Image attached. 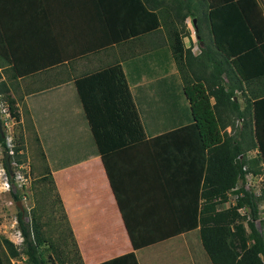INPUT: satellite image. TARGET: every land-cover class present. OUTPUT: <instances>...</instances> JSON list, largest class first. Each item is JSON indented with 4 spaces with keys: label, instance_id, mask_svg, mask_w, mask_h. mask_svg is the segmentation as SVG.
<instances>
[{
    "label": "crops",
    "instance_id": "obj_1",
    "mask_svg": "<svg viewBox=\"0 0 264 264\" xmlns=\"http://www.w3.org/2000/svg\"><path fill=\"white\" fill-rule=\"evenodd\" d=\"M231 27L222 39L233 38L226 36ZM183 41L198 51L197 35ZM232 44L218 48L231 57L228 48L239 49ZM0 55L12 67L0 66V79L20 89V119L23 106L82 264H212L198 222L205 150L153 10L140 0H0ZM106 69L99 85L112 118L86 110L75 84ZM113 71L125 81L124 97L112 89ZM258 108L253 104L252 154L262 152L264 139L256 132L264 114ZM89 114L109 135L100 139L101 152ZM136 119L143 137L111 146ZM255 174L264 177V161ZM2 178L1 169L0 188ZM217 200L233 203L230 192ZM259 218L255 225L264 231L260 210Z\"/></svg>",
    "mask_w": 264,
    "mask_h": 264
},
{
    "label": "trees",
    "instance_id": "obj_2",
    "mask_svg": "<svg viewBox=\"0 0 264 264\" xmlns=\"http://www.w3.org/2000/svg\"><path fill=\"white\" fill-rule=\"evenodd\" d=\"M148 9L158 16L161 26L165 29L167 42L183 82V91L188 99L191 118L198 139L205 150L204 168L199 187L201 199L198 222L199 237L212 264H264V231L256 227L255 219L259 218V203L264 202V183L255 193L244 188L239 183L248 172L255 174L261 170L264 161V139L261 149L253 154L249 150L257 147L253 132L252 107L258 110L264 107V16L261 1L264 0H140ZM231 12L229 20L225 17ZM194 18L191 23L195 27L198 41V51L193 52L191 45H185L183 36L188 34L185 20ZM226 36L233 38L222 39L225 27ZM214 34V35H213ZM232 41L239 47L238 51L228 48L234 54L228 57L218 47ZM218 46H215L214 43ZM8 62L0 55V66ZM107 70L90 74L86 78L75 80L77 91L86 110L89 106L99 113L108 115L109 103L103 97V79L100 75ZM13 74V72H12ZM14 76V75H13ZM106 78V77H105ZM109 80L112 89L124 97L126 94L125 81L119 73L113 71ZM110 88V86H109ZM121 91V92H120ZM238 91L243 99V105L233 99ZM4 79H0V93L9 103V114L18 118L14 110V100ZM108 97V96H107ZM126 101H129L126 100ZM263 103V104H262ZM259 112H261L259 110ZM240 118V125L234 133L227 132L224 127L231 123L230 115ZM257 118V133L264 136V114ZM109 118V119H111ZM89 123L93 128L94 138L100 152V139L106 140L109 135L100 132L89 114ZM122 134L114 135L115 142L111 146L123 145L143 137L141 124L136 119ZM114 141V139H113ZM0 145L3 150L9 149L4 133H0ZM21 146L15 147L20 150ZM43 155L41 149H39ZM16 161H20L18 158ZM6 175L12 183L11 172ZM38 177H47L54 188L49 169L43 165ZM234 191L233 203L222 207L217 199L226 197ZM56 195L57 192L55 191ZM63 219L72 238L73 249L79 264H82L78 248L62 210L57 195ZM238 208H242L240 212ZM17 227L22 236V244L18 249L7 237L0 239V264H12L11 258L20 251L24 253L26 264H45L39 252V244L43 241L42 232L37 228L35 220L29 225L23 218L21 208L16 212ZM245 221L246 227L243 223ZM264 226V219L260 220ZM260 223V226H261ZM252 239L248 244L247 240ZM62 264H66L63 263Z\"/></svg>",
    "mask_w": 264,
    "mask_h": 264
},
{
    "label": "rangeland",
    "instance_id": "obj_3",
    "mask_svg": "<svg viewBox=\"0 0 264 264\" xmlns=\"http://www.w3.org/2000/svg\"><path fill=\"white\" fill-rule=\"evenodd\" d=\"M261 7L264 11V1H261ZM185 23L187 29L190 28V35L194 38L196 34L192 28L190 18H187ZM183 38L186 40V36H183ZM195 43L199 44L198 41H195ZM19 92L20 89L14 86L9 92L14 100V110L16 109L18 112V118L9 114L8 105L10 102L3 96V93H0L1 130L9 147L7 159L12 178L11 183L2 163L5 150L0 145V171L2 169L4 183V187L0 188V239L1 237H7L20 249L22 236L16 221V212L20 205L24 220L29 222V225H31L30 221L35 220L37 228L42 232L43 241L39 244V252L45 264H62V262L79 264L53 186L47 177H38L42 166L45 165V160L37 146L38 143L35 142L32 136L33 132L29 128L23 106L21 109L22 119H20V112L16 104V101L20 99ZM233 99L240 106L243 105V99L238 91L234 92ZM230 119L231 123L226 126V129H229L228 132L232 134L239 127L240 118L233 119L231 114ZM19 146H21V149L15 150V147ZM247 154H252V152L249 150ZM17 158L20 161L17 162ZM239 182L237 186L243 184L247 189L257 193L264 183V177L260 179V177H252L248 174L247 178L244 177L242 183ZM230 195L234 196V191L231 190ZM258 207L261 215L264 216V202L259 203ZM11 262L12 264H26L24 253L20 251L15 257L11 258Z\"/></svg>",
    "mask_w": 264,
    "mask_h": 264
},
{
    "label": "water",
    "instance_id": "obj_4",
    "mask_svg": "<svg viewBox=\"0 0 264 264\" xmlns=\"http://www.w3.org/2000/svg\"><path fill=\"white\" fill-rule=\"evenodd\" d=\"M192 22H194V18H192ZM0 133H2V130H1V121H0ZM7 154H8V151H4V153H3V160H4V165H5L6 170L10 171V165H9V161L7 159ZM17 204L19 205L18 202H17ZM19 208H21L20 205H19Z\"/></svg>",
    "mask_w": 264,
    "mask_h": 264
},
{
    "label": "built area",
    "instance_id": "obj_5",
    "mask_svg": "<svg viewBox=\"0 0 264 264\" xmlns=\"http://www.w3.org/2000/svg\"><path fill=\"white\" fill-rule=\"evenodd\" d=\"M248 174L251 175L252 177H257L256 174H252V173H250V172L246 173V174L244 175V177L247 178ZM257 178H258V177H257ZM243 187L246 188L244 185H243ZM246 189H247V188H246ZM239 209H241V208H239Z\"/></svg>",
    "mask_w": 264,
    "mask_h": 264
},
{
    "label": "clouds",
    "instance_id": "obj_6",
    "mask_svg": "<svg viewBox=\"0 0 264 264\" xmlns=\"http://www.w3.org/2000/svg\"><path fill=\"white\" fill-rule=\"evenodd\" d=\"M233 197V196H232ZM234 200V199H233ZM239 209V208H238Z\"/></svg>",
    "mask_w": 264,
    "mask_h": 264
}]
</instances>
